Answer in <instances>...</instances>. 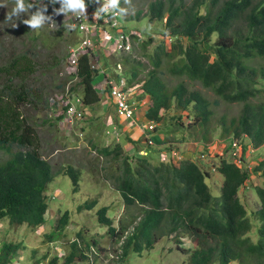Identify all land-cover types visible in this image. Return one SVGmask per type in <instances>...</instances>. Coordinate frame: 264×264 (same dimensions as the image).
<instances>
[{
  "label": "trees",
  "instance_id": "trees-1",
  "mask_svg": "<svg viewBox=\"0 0 264 264\" xmlns=\"http://www.w3.org/2000/svg\"><path fill=\"white\" fill-rule=\"evenodd\" d=\"M148 7L146 16L151 21L166 24L164 34L170 44L166 38L158 44H153V38L143 39L141 49L150 65L143 77L139 75L144 62L130 55L121 57L133 80H143L142 87L151 96L148 118L159 121L162 110L166 113L175 105L176 112L186 114H175L173 119H193L184 128L193 140L209 145L218 128V124L211 125L218 122L214 119V104H237L240 109L236 115L220 117L223 130L219 136L228 141L241 139L244 153L250 142L264 147V0H151ZM33 58L34 54L26 51L0 65V78L8 76L0 90V150L8 154L0 161V221L8 219L37 228L46 222V193L52 181L64 173L77 192L81 172L71 164L66 169H53L41 151L35 126L21 111L23 105L33 103L31 97L36 92L27 83L35 71ZM165 73L199 82L214 92L216 101L191 89L186 81L169 85L163 78ZM96 74L88 56H81L74 73L78 80L71 89L87 106L100 100L94 87ZM59 87L64 88L65 83ZM62 118L59 115L58 120ZM99 152L110 158L107 163L113 162L103 167L106 182L121 195L124 206H140L141 211L132 215L130 223H136L128 233L114 225L108 206L97 212L101 226L118 240L124 238L119 261L131 252L140 253L153 246L160 237L174 236L178 245L183 237L197 243L191 250L184 249L190 252V264H264V185L255 183L250 187L259 198L252 216L240 196L242 187L245 192L249 189V171L223 157L218 161V173L223 178L221 193L215 196L206 181L210 172L195 160H184L177 166L154 161L151 156H124L120 142L114 150L104 147ZM256 170H264V156ZM97 204V199L86 201L78 209L90 210ZM69 217L67 210L58 220L59 231L68 226ZM121 223L125 224V219ZM255 227L256 240L251 235ZM86 243L89 248L91 243ZM72 246L61 264H76L79 258H87L78 241ZM21 247L1 241L0 264H11ZM58 263L55 257L50 264Z\"/></svg>",
  "mask_w": 264,
  "mask_h": 264
},
{
  "label": "rangeland",
  "instance_id": "rangeland-1",
  "mask_svg": "<svg viewBox=\"0 0 264 264\" xmlns=\"http://www.w3.org/2000/svg\"><path fill=\"white\" fill-rule=\"evenodd\" d=\"M150 1L131 0V5H126L123 1L122 8L127 9L126 14H123L127 29L136 31L133 32V36L137 39L153 38L154 44L168 36L164 34L166 32L164 21H151L146 16ZM25 4H28L27 0H25ZM0 5L4 6L0 7V65L10 63L13 56L26 51L34 54L35 71L27 79V83L36 92L31 97L33 103L23 105L21 111L35 126L41 141V151L51 161L53 169H66L71 164L81 172L80 188L77 192L73 189L71 178L64 173H60L49 185L46 193L49 208L45 224L33 228L26 224L11 223L8 219L0 221V242L4 240L22 245L17 254L12 257L11 264H50L55 256L64 261L65 256L73 250L72 243L74 241H80L81 245L79 246L87 256L85 260L79 258L76 264H117L119 262L121 264H190V252H184L183 249L195 248L196 242L189 237H183L181 244L178 245L179 240L174 236H172L174 238L160 237L153 246L140 253L131 252L128 258L119 261L118 256L122 253L120 247L124 238L118 240L117 237L110 234L107 227L101 226L98 223L97 212L101 207L108 206L114 225L118 229L125 228V233H128L136 223H130L132 215L134 213L141 214V211L140 206H132L129 209L124 206L121 195L108 185L104 178L106 170L103 167L110 166L113 162L107 163V159L110 158L107 155L102 156L99 149L111 147L114 150L117 143L120 142L125 156L131 153L130 144L125 145L126 140L123 135L120 141H117L114 133H108V117L113 114L112 110L107 112L101 103L91 107L90 114L80 123L69 126L65 119L58 120V116L62 112V109L58 108L60 106L59 96L65 93L67 87H71L77 81L67 73L66 64L70 47L79 41L80 35L74 31V28L64 27V25H70L64 18L52 17L39 30L30 29L22 21L31 16L33 9H29L19 17H13L11 21H6L7 13L11 12L14 6L13 0H0ZM169 43L170 41H168ZM100 45L101 43L98 41L95 51H99ZM135 55L139 56L140 60L146 64L145 67H142L139 77H142L143 72L146 71L145 76L150 68L148 58L141 56L139 47H136ZM163 78L171 86L179 81H186L191 89L202 91L211 101L215 102L217 99L212 90L204 88L197 81H190L183 77L174 78L167 73L163 74ZM7 81L8 76L2 75L0 90ZM61 83H65L64 88L59 87ZM55 96H58L55 102L56 109L52 105V99ZM215 105L214 119L218 118V122L213 121L211 125L218 124V128L214 131V143L208 150L212 154L218 155L219 153L231 158L244 169L252 167L253 173L249 178V189L245 192L242 188L240 191L248 212L252 216V212L259 206V198L258 194L250 187L255 183L264 185V170H256L257 165L263 159L264 147L249 154L251 150L247 155L242 156L245 160L241 162V154L235 156L237 152H232L224 145L227 139L219 136L223 130L220 117L223 114L236 115L240 106L224 102ZM167 111L165 114L167 123L165 126L163 125L162 129L165 128L164 131L167 134L177 139L189 137V140L192 141L187 142L185 150L188 155L194 153L192 157L195 160L199 159V153L203 152L202 158L205 162L215 161L216 158L209 157L205 143H201V145L198 144L199 140L194 139L193 141L189 131L184 126L183 129L181 128L177 117L173 119L176 114L175 105ZM161 113L164 115V110ZM190 121L193 119L185 118L186 123H190ZM126 126H130V124H126ZM82 128L84 129L82 130ZM156 148L158 150L165 149L164 145H159ZM156 148L155 150H157ZM153 154V159L156 161L158 156L156 152ZM7 157L8 154L0 150V161ZM219 179L222 181V176L212 177L211 175L206 180L215 196H219L221 193ZM94 199H97L98 204L93 209L82 211L78 209V206ZM67 210L70 211L69 224L64 231H59L57 221ZM122 219H125V224L121 223ZM55 232L56 234L50 235ZM251 235L256 240V227ZM84 241L90 242L91 246L88 248ZM232 264L239 263L233 262Z\"/></svg>",
  "mask_w": 264,
  "mask_h": 264
},
{
  "label": "clouds",
  "instance_id": "clouds-1",
  "mask_svg": "<svg viewBox=\"0 0 264 264\" xmlns=\"http://www.w3.org/2000/svg\"><path fill=\"white\" fill-rule=\"evenodd\" d=\"M30 1L33 4H27L26 5L25 0H13L14 6H13L11 12L7 13L6 21H11L13 19V17H19L22 13H26L29 11V9H33L34 7H35L36 11L32 12L31 16L28 19H24L22 21L24 25L29 26L30 29H32V30H39L47 21H50L52 19V17L67 19L68 24H70V25H64V27L65 28H74V31L80 35L79 41L72 46H75L76 44H78L81 41L82 36H81L80 32L78 31V29L76 28V26L74 25L73 17L70 14H72L76 17H83V16H85L86 13H88V11H95L94 18L100 19L104 14H107L110 11L113 14H115L116 12H119V19L122 23L121 27H122L124 33L128 36V38L126 39V42H127L126 44H130V49L129 50H119V51L114 49V37L117 35L116 29L105 24L103 28L107 32L106 33H104V32L97 33L96 36L93 37V39L96 38V39H94V42L96 43V45L94 46V49L90 48L89 50H91V53L87 52L86 54H84V55H87L89 58V65H90L91 69L97 73L96 74L97 80H96L94 87H95V90H96V92L100 98L98 103H101L102 105H104L105 109H108L109 111L112 110L113 118H110V116L108 117V122H109L108 130L113 131V126L116 125L118 127L119 135L116 136L114 134V137L117 141H120V139L123 135V128H124V126H122L123 125L122 121H127V124H130V126L138 125L141 128V130H142V133H141L142 135L140 136L141 140L137 139V142H133L130 144L129 150L131 153L128 154L130 156L134 157L136 154H139L142 156H151L153 159V155H154L153 153L156 152V154L158 156L156 161L172 163L173 165H177V166L180 165L181 162L184 160H188V159L189 160L190 159L195 160L192 157V156H194V153H191L190 155H188L187 151L185 150L187 142L192 141V140H186L187 139L186 138V139H183V141L184 140L185 141L182 142V139L174 138L164 131L165 128L162 129L163 125L165 126L167 123V118L165 115L166 113H164L163 118L159 121L148 118V110L151 107L150 106L151 105V96L148 93H146L145 90L143 89V87H142L143 80H141V79L133 80L131 74L129 72H127V67H126L125 63L123 62V60H121V57L123 55H130L133 59H139L140 60V57L135 55L136 47L140 48L141 56H145L142 52V49H141V44L144 40L135 38L133 36V32H136V31H132V30L129 31L127 29L126 19L123 15V14H126V12H127L126 8H122L123 1L126 5H131V0H91V2H88V0H44V1L43 0H30ZM0 7H4V6L0 5ZM46 12H47V15H45ZM15 26H17V25H15ZM110 35H112L111 38H110ZM103 37L108 39V41H103L102 40ZM163 38H165V37H163ZM144 39H147V38H144ZM166 39H167V45H169L170 44V43L168 44V41H170L169 37ZM98 41H100L101 45H100L99 51H95L97 48ZM105 44H108L107 48L104 46ZM135 45H136V47H135ZM93 51H94V53H93ZM69 55H70V51H69ZM92 56L96 57V66L95 67H92V65H93L92 61L94 59V58H92ZM66 65H67V73L70 76H72L73 78H75V80H78V76L74 75V73H76V71L78 69L79 62H78L77 67L74 69L76 71H73V72L68 71V61H67ZM143 75H142V77H143ZM119 76L125 77L128 81V84L130 86H134V88L136 89V94H135V98H134L135 100H139L141 102L142 101L146 102V104L141 103V105L138 106V108L135 112V117L138 118V124L132 125L131 121H129L125 118L119 117L116 113V109H114V106H113L114 103H113L111 96H110L109 81L111 79L116 80ZM71 87H72V85H71ZM71 87L69 86L66 89V91L68 90L71 94L69 96L71 98H73L74 100L78 97H80L82 99V96L79 95L78 93H75L71 89ZM78 105L81 107H84L88 111L92 110L91 107H93V106H87L84 103L83 99L81 100V103H78ZM53 107H55V105H53ZM89 113H90V111H89ZM176 114L185 115L186 112H182V113L176 112ZM61 115H63V118L61 119V121H62L65 119V113L61 112ZM186 117L188 118V116H184L183 118L177 117V121L180 124H182L183 126H184V124L188 125L189 123L185 122ZM84 120H82V121H84ZM82 121H77L75 123H80ZM147 121H153L155 123V131L153 132V138L155 140V144L151 145V146H149L146 143V141L144 139V132H143V129L141 127V124H145ZM74 124L68 123L67 125L72 126ZM110 127H112V128H110ZM83 129L84 128H82V130ZM159 134L164 135L165 139L159 140L157 138V135H159ZM235 139L240 140V142H241V139L231 138L230 141H228V139H227L226 142L224 143L225 147L229 150H232V152H234V150L232 148V143ZM214 140H215V138H214ZM214 140L209 145L205 144V147L207 150L214 143ZM220 141H222V140H220ZM247 142H248V140H247ZM127 144H129V143L126 141L125 145H127ZM198 144H201V143L198 142ZM159 145H164L165 149L158 150L156 147H158ZM251 147L255 148V151L261 150V147H256L250 142L248 145V150L245 153L243 152V147H242V150H241V153L243 154L242 156H244L245 154L247 155L250 152ZM155 148L157 150H155ZM140 150L146 151L147 154H141ZM252 153L253 152H251L249 154H252ZM208 154H209V157L216 158L215 161L205 162V160L202 158V155L204 156L203 152L199 153L200 158L195 160V161L198 162L199 164L201 162H204L203 164H200V165L203 166L205 170L209 171L210 174L212 175V177L216 176V175H218L220 177V174L218 173V171H219L218 170V161H220L223 157L224 158H227V157H225L224 155L219 154V153H218V155L212 154V152H210L209 150H208ZM227 159L230 162L235 163L238 167L242 168L236 162H234L231 158H227ZM243 160H245V159L243 158ZM242 169L249 171V174L252 176V173H253L252 168L251 169L242 168ZM222 181H223V179H222ZM222 181H220V179H219V186L222 183ZM108 185H110V184H108ZM111 188H112V186H111ZM252 191H253V189H252ZM241 199H242V197H241ZM242 201H244V200L242 199ZM48 203H49V201H48ZM47 211H48V209H47ZM46 214H47V212L45 213V219H46ZM109 214H110V211H109ZM57 223H58V221H57ZM78 242H79V245H81L80 241H78ZM187 250H189V249H187ZM183 251H184V249H183ZM184 252H187V251H184ZM66 256H65V258H66ZM55 257H58V256H55ZM65 258H64V260H65ZM126 258H128V257H126ZM58 259H59L58 264H61L63 261H61L60 257H58Z\"/></svg>",
  "mask_w": 264,
  "mask_h": 264
},
{
  "label": "built area",
  "instance_id": "built-area-1",
  "mask_svg": "<svg viewBox=\"0 0 264 264\" xmlns=\"http://www.w3.org/2000/svg\"><path fill=\"white\" fill-rule=\"evenodd\" d=\"M94 13L95 11H88V13H86L85 16L83 17H76L70 14L73 17L74 25L80 32L82 38L78 44L70 48V55L68 57L69 72L76 71L74 69L78 65L79 58L82 55L86 54L87 52L91 53V50H89L90 48L94 49V46L96 45L94 39L96 38L93 39V37L96 36L97 33L107 32L103 28L105 24L116 29L117 35L114 37V49H116L117 51L130 49V44H126L127 43L126 39L128 38V36L124 33L121 27L122 23L119 19V12L113 14L110 11L109 13L104 14L100 19H95ZM111 37L112 35H110V38ZM102 40L108 41V39H106L105 37H103ZM104 46L107 48L108 44H105ZM92 58H94L92 61L93 62L92 67H95L96 57L92 56ZM109 90H110L111 99L114 103L113 106L114 109H116L117 115L119 117L131 121L132 125L138 124V118L135 117V112L138 106L141 105V103L146 104V102L145 101L141 102L139 100L134 99L136 94V89L134 88V86H130L125 77L119 76L116 80L111 79L109 81ZM69 95L71 94L67 90L64 94L59 96L60 106L58 108L62 109V112L65 113V120L67 121V123L74 124L77 121L84 120L86 116L90 113L84 107L78 105V103H81L82 100L80 97L74 100ZM57 97L58 96H55L52 99V105H55V102L57 101ZM110 118H113V116H110ZM141 127L144 132V139L146 143L149 146L154 145L155 140L153 138V132L155 131V123L153 121H147L145 124H141ZM108 133H114L116 136H118L119 135L118 127L114 125L113 131L108 130ZM232 148L234 152H237V155L235 156L241 154V162H244L242 158L243 154L241 153L242 144L240 140L235 139L232 143ZM250 151L254 152L255 148L251 147ZM140 153L147 154V152L143 150H140Z\"/></svg>",
  "mask_w": 264,
  "mask_h": 264
},
{
  "label": "crops",
  "instance_id": "crops-1",
  "mask_svg": "<svg viewBox=\"0 0 264 264\" xmlns=\"http://www.w3.org/2000/svg\"><path fill=\"white\" fill-rule=\"evenodd\" d=\"M107 112L109 111L108 109H105ZM124 124L123 128V138L129 143L137 142V139L141 140L140 136L142 135V130L138 125L135 126H126L127 121H122ZM157 138L159 140H164V135L159 134L157 135Z\"/></svg>",
  "mask_w": 264,
  "mask_h": 264
}]
</instances>
